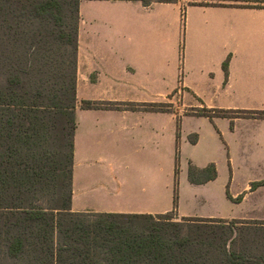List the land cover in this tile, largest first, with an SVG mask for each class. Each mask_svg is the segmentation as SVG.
I'll return each mask as SVG.
<instances>
[{
    "label": "crops",
    "instance_id": "crops-1",
    "mask_svg": "<svg viewBox=\"0 0 264 264\" xmlns=\"http://www.w3.org/2000/svg\"><path fill=\"white\" fill-rule=\"evenodd\" d=\"M191 1L80 0L73 211L225 219L262 211L254 195L263 184L252 183L264 180V0ZM172 98L173 108H159ZM204 107L263 113L211 118L197 113ZM212 147L228 160V216L215 215L217 160L196 152ZM210 163L216 178L190 181V164ZM238 179L246 184L234 192Z\"/></svg>",
    "mask_w": 264,
    "mask_h": 264
},
{
    "label": "trees",
    "instance_id": "trees-1",
    "mask_svg": "<svg viewBox=\"0 0 264 264\" xmlns=\"http://www.w3.org/2000/svg\"><path fill=\"white\" fill-rule=\"evenodd\" d=\"M79 3L0 0V254L28 257L26 264H264L262 254L228 248L231 233L220 229L227 227L222 218L173 220L174 210L156 215L72 210ZM5 39L13 48H3ZM197 113L234 118L263 112L204 107ZM216 177L215 163L189 166L191 182ZM260 184L264 180L253 182L252 189Z\"/></svg>",
    "mask_w": 264,
    "mask_h": 264
},
{
    "label": "rangeland",
    "instance_id": "rangeland-1",
    "mask_svg": "<svg viewBox=\"0 0 264 264\" xmlns=\"http://www.w3.org/2000/svg\"><path fill=\"white\" fill-rule=\"evenodd\" d=\"M3 48H13L12 44L8 39H5ZM44 48H49L48 45H45ZM173 98L167 99L166 103H172L173 105ZM179 103V101H178ZM175 104V103H174ZM263 115V114H262ZM219 149L212 147L211 149L207 148H200L197 149L196 152L198 154H204L212 152L213 157L217 160L216 164L218 167V180L216 183H214L211 187V189L214 191L216 197V206L221 208L220 214L215 215H221V216H228L232 211V206L228 205L225 196L226 192V185L229 182V167H228V160L225 157L220 156ZM184 152V157L182 158L185 165H187V157L188 152L186 150ZM191 158V156H190ZM241 177V176H240ZM246 184V180H236L231 185V190L234 192L240 191L243 186ZM242 191V190H241ZM188 194V192H187ZM255 201L257 203H263V205H260L262 208V211L259 213L249 214L248 217H254V218H247V219H237V222H235L234 219H223V222L221 224H227L225 226L227 227H220V229H223L226 233L230 234V239L228 240L227 246L229 249L233 248L234 250L240 252H245L246 254L250 256H257V255H264V227L261 229H258V227H250L247 225H262L264 226V184L259 187L258 191L255 193ZM225 198V199H223ZM173 220H182L183 216L180 217L177 213H175V210L172 214ZM220 232H222L220 230ZM28 258V257H27ZM26 257L24 258H10L8 255L0 254V264H26L28 259Z\"/></svg>",
    "mask_w": 264,
    "mask_h": 264
}]
</instances>
